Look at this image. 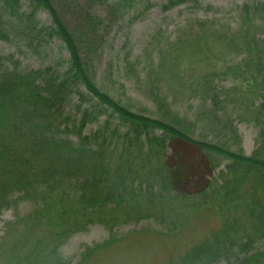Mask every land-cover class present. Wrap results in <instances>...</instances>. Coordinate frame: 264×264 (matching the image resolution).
Returning a JSON list of instances; mask_svg holds the SVG:
<instances>
[{
	"label": "trees",
	"instance_id": "1",
	"mask_svg": "<svg viewBox=\"0 0 264 264\" xmlns=\"http://www.w3.org/2000/svg\"><path fill=\"white\" fill-rule=\"evenodd\" d=\"M140 1L92 0L117 20ZM188 2L197 4L168 0L166 10ZM104 22L85 14L71 30L51 0H0L1 41L37 52L58 39L69 54L64 69L28 72L0 56V217L14 214L0 264H67L60 249L99 224L111 236L85 250L87 261L117 242L116 228L152 219L166 237L199 210L218 213L219 227L170 264H263L254 248L264 240V2L240 7L235 27L189 20L173 40L158 32L140 58L127 57L120 73L146 106L118 97L111 68L101 81L93 73ZM235 121L257 131L250 156ZM182 144L206 172L226 163L220 180L185 192V168L173 165L181 154L172 157ZM24 203L32 210L22 215Z\"/></svg>",
	"mask_w": 264,
	"mask_h": 264
},
{
	"label": "rangeland",
	"instance_id": "2",
	"mask_svg": "<svg viewBox=\"0 0 264 264\" xmlns=\"http://www.w3.org/2000/svg\"><path fill=\"white\" fill-rule=\"evenodd\" d=\"M69 29L77 28L79 23L90 14L105 20L100 28L102 44L91 57L93 73L98 81L108 77V69L114 73L118 97L122 100L130 99L139 105L146 106L144 99L137 94V88L132 80L124 78L120 73L129 57L132 61L140 58L145 44L160 32L164 38L173 40L174 33L182 28L189 20H215L223 25L235 27L236 11L244 4L264 2V0H196L197 4H187L166 10L168 0H142L124 18L117 20L105 5H95L92 0H51ZM175 1V0H174ZM28 7V6H27ZM26 10V8H25ZM42 25L50 26L51 19L46 12L38 15ZM0 56L13 57L19 62L21 71H38L48 67L64 69L69 54L65 46L55 39L49 45L42 46L37 52L28 51L14 44H7L0 40ZM122 74V75H121ZM120 75V76H118ZM229 86V84H223ZM75 114V113H72ZM77 117V114H76ZM79 117V116H78ZM105 122V117L98 123L90 124L84 135L94 133ZM113 127L117 122H112ZM238 134L242 140V149L246 156H250L256 148L257 131L250 125L235 121ZM124 131L122 128L121 132ZM178 150L180 156L173 165L185 168L188 183L185 192L191 193L194 185L207 186L220 180V174L226 172V163L218 170L206 172L204 156L196 149L185 145L172 148V157ZM253 184L251 183V186ZM32 210L29 203L20 206L22 215ZM14 220L13 211H6L0 217V241L5 234V225ZM220 218L216 212L193 211L189 213L185 225L181 230L169 236L162 237L161 227L154 220H142L123 227L116 228L114 234L117 242L105 249L95 252L87 261H82L85 250L95 245H103L109 241L111 234L101 225H92L85 232L77 233L60 249L67 264H170L176 263L178 258L198 242H201L213 230L219 227ZM162 231V232H161ZM264 251V240L256 244L254 253ZM219 264H229L221 262ZM233 264V263H231ZM264 264V263H263Z\"/></svg>",
	"mask_w": 264,
	"mask_h": 264
}]
</instances>
